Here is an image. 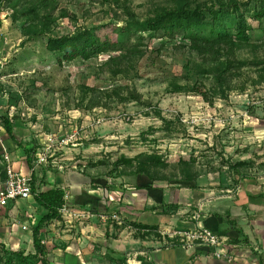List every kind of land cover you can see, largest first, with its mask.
Here are the masks:
<instances>
[{
  "label": "rangeland",
  "instance_id": "374dc122",
  "mask_svg": "<svg viewBox=\"0 0 264 264\" xmlns=\"http://www.w3.org/2000/svg\"><path fill=\"white\" fill-rule=\"evenodd\" d=\"M178 7L205 12L202 36L249 28L233 89L217 88L187 36L148 29ZM0 21V119L31 130L48 169L86 185L110 178L117 197L144 175L174 191L173 204L196 202L180 214L197 221L227 210L239 190L264 189V0H5ZM112 23L127 27L122 50L60 62L47 49L49 36ZM0 264L43 263L0 243Z\"/></svg>",
  "mask_w": 264,
  "mask_h": 264
},
{
  "label": "crops",
  "instance_id": "0c3cea01",
  "mask_svg": "<svg viewBox=\"0 0 264 264\" xmlns=\"http://www.w3.org/2000/svg\"><path fill=\"white\" fill-rule=\"evenodd\" d=\"M12 120L16 140L5 127L0 135V187L8 177L4 158L8 153L13 167L21 174L35 173L38 192L55 186L66 191L64 205L68 212L61 211V217L50 221L41 231L50 264H264V189L239 190L227 210L204 212L197 221L193 216L180 214L192 209L191 200L187 205L173 204L182 201L173 197L175 192L155 189L144 175H139L140 182L136 180L133 187L124 191V196L121 192L117 197L119 191L110 185V178L102 181L103 187L92 182L86 185L80 176L55 172L45 163L38 164V153L29 162L27 149L35 147L32 132ZM195 191L189 188L182 193ZM210 203L211 200L198 205L206 209ZM84 211L88 213L77 217L70 214ZM47 212L34 193L30 198L0 207L2 246L13 250L26 248L34 253V228ZM114 212L120 214L122 223L103 218L104 214ZM197 223L227 236L229 255L218 257L217 248H187L179 237H172L177 231L196 227ZM25 224L30 229H24ZM229 256H233L232 261Z\"/></svg>",
  "mask_w": 264,
  "mask_h": 264
},
{
  "label": "trees",
  "instance_id": "16d2710c",
  "mask_svg": "<svg viewBox=\"0 0 264 264\" xmlns=\"http://www.w3.org/2000/svg\"><path fill=\"white\" fill-rule=\"evenodd\" d=\"M4 1L0 0V19L1 5ZM261 18V15H259L258 19L260 20ZM206 19L207 16L201 9L178 7L155 14L148 20L147 25L149 30L162 32L166 36H187L191 40L192 49L205 62L213 65L217 88L225 92L226 88H234L233 82L237 75L235 71L237 68L236 64L239 63L238 50L251 43L249 28L246 25H240L235 32H214L210 36H202L196 31L205 23ZM102 30H107V32L102 33ZM126 30V26L120 27L113 23L95 29L84 27L72 34L49 36L47 49L50 52L61 53L60 62L73 61L77 58L88 60L104 52L122 50L124 39L121 38L120 34ZM117 59L119 57L113 58L111 61ZM200 92L204 93L202 90ZM1 122L11 137L16 140L12 118L8 114L2 115ZM27 153L30 162L31 156L37 153V149L35 147L27 149ZM141 171L144 172V170ZM32 176L35 199L48 211L34 228L35 252L33 256L40 257L43 264H50L47 248L42 242L41 231L50 221L61 217L66 191L61 187L55 186L46 191L38 192L36 190L37 178L34 172ZM209 228L215 233H219L215 229ZM22 252L18 251V256L21 257L23 255Z\"/></svg>",
  "mask_w": 264,
  "mask_h": 264
},
{
  "label": "built area",
  "instance_id": "2783aa9c",
  "mask_svg": "<svg viewBox=\"0 0 264 264\" xmlns=\"http://www.w3.org/2000/svg\"><path fill=\"white\" fill-rule=\"evenodd\" d=\"M3 124L0 121V135L3 131ZM7 161V173L8 177L5 183L0 187V207L7 206L11 201L18 199H27L33 195V176L32 174L23 175L17 171L12 163L11 158L8 153L4 156ZM45 158L37 157V163H45ZM61 211L68 212L66 205H64ZM88 212H70V214L80 216L81 214H87ZM77 217V216H76ZM103 218L109 220H115L122 223V218L118 214H104ZM24 229H30L28 224L23 225ZM173 238L179 237L180 243L187 248H192L194 246L217 248L216 254L218 257L229 255L226 249V244L229 241L227 236L215 233L209 227L198 223V225L189 230L177 231L173 234ZM230 261L233 260V256H229Z\"/></svg>",
  "mask_w": 264,
  "mask_h": 264
}]
</instances>
